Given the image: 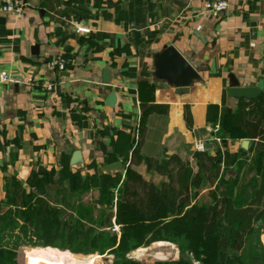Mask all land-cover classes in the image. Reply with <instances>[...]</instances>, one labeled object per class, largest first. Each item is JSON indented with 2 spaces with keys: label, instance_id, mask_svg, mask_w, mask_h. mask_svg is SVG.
I'll use <instances>...</instances> for the list:
<instances>
[{
  "label": "crops",
  "instance_id": "obj_1",
  "mask_svg": "<svg viewBox=\"0 0 264 264\" xmlns=\"http://www.w3.org/2000/svg\"><path fill=\"white\" fill-rule=\"evenodd\" d=\"M205 1L24 0L15 14L3 11L0 0V72L17 78L0 82V178L15 176L27 194L45 197L51 186L77 189L91 175V164L101 163L100 171L117 177L118 186L139 117L138 82L145 80L154 87L152 100L168 105L159 153H176L193 164V142L204 127L213 141L208 151L228 168L221 176L226 181L236 159L251 154L255 139L233 133L210 140L212 129L222 108L232 112L248 100L225 92L229 76L264 92V0H227L225 11L215 15L205 12ZM165 44L200 75L187 93L153 75V55ZM58 58L64 68L48 69L47 62ZM104 68L111 71L109 84L102 80ZM28 78L54 87L47 91ZM111 92L112 107L105 105ZM76 150L80 159L74 164ZM114 162L122 170L103 171ZM133 168L155 184L165 180L143 163ZM260 240L264 249V232Z\"/></svg>",
  "mask_w": 264,
  "mask_h": 264
},
{
  "label": "trees",
  "instance_id": "obj_2",
  "mask_svg": "<svg viewBox=\"0 0 264 264\" xmlns=\"http://www.w3.org/2000/svg\"><path fill=\"white\" fill-rule=\"evenodd\" d=\"M153 89L145 80L138 82L139 117L118 186V179L106 182L96 195L89 192L92 179L87 175L72 192L51 186L43 197L27 194L15 176H1L0 264H19L13 251L18 244L86 255L163 240L177 244L180 257L153 264H264V92L240 100L232 112L221 109L216 137L238 133L255 139L251 154L238 157L223 181L228 168L206 149L193 150V164L176 153H159L168 105L152 100ZM183 118L191 127L188 106ZM139 163L165 180L155 184L145 179L133 168ZM107 175L99 172L111 179ZM87 187L89 197L84 195ZM201 191H206V202L200 201ZM112 220L119 225L118 240L110 230ZM9 238L10 244H4ZM120 264L142 263L123 258Z\"/></svg>",
  "mask_w": 264,
  "mask_h": 264
},
{
  "label": "water",
  "instance_id": "obj_3",
  "mask_svg": "<svg viewBox=\"0 0 264 264\" xmlns=\"http://www.w3.org/2000/svg\"><path fill=\"white\" fill-rule=\"evenodd\" d=\"M3 21V18H0ZM38 45L32 46L31 50L37 51ZM153 75L171 86L177 93H187L193 82L200 80V75L195 67L185 58L173 45H163L160 50L153 55ZM62 73V72H61ZM102 80L109 84L112 80L111 71L108 68L102 70ZM225 92L233 98L253 99L260 90L253 86H240L238 81L232 76H229L228 86ZM115 103V93L111 92L105 99V105L112 107ZM198 133L203 139L209 138V132L204 128H199ZM247 143V140H244ZM212 147V142H206L205 149L209 150ZM80 152L74 151L72 154V162L78 163ZM122 170L119 162H114L103 167L104 172ZM260 223V221H258Z\"/></svg>",
  "mask_w": 264,
  "mask_h": 264
},
{
  "label": "rangeland",
  "instance_id": "obj_4",
  "mask_svg": "<svg viewBox=\"0 0 264 264\" xmlns=\"http://www.w3.org/2000/svg\"><path fill=\"white\" fill-rule=\"evenodd\" d=\"M219 139V138H218ZM92 173L89 175L90 178L92 179L91 186H88L89 192H95L96 195L100 193L99 189H104L106 188L105 183L106 182H111V181H116L117 177H114L113 179L109 178H104L99 176V172L102 169V164L101 163H92L90 166ZM67 189L69 190H74L70 186H66ZM88 187H87V192L84 194L86 197H89L90 195L88 194ZM203 189V188H201ZM0 194H1V187H0ZM200 201L201 202H206L207 199L205 197V192L200 195ZM259 224V223H258ZM117 240L119 238L120 231L117 233ZM41 236V235H40ZM40 238V237H37ZM11 238H9L8 241L4 242V244H10ZM167 241V240H163ZM9 242V243H8ZM118 242V241H116ZM169 244L165 245H159L156 246L155 244H149L147 246H140V247H130L128 246L125 249L121 250H116V251H104V252H95L92 253L93 255H98V257L94 259H90L86 261V264H120L121 260L123 258L131 260V261H136L142 264H153L156 261H176L180 257V251L178 249V245L168 241ZM154 246V247H153ZM30 247L28 245H22L18 244V248L14 249L13 251L15 252L14 259L21 264H27V255L25 251L29 249ZM136 249V250H135ZM92 254H86V255H92ZM113 256H112V255ZM78 256H86L82 254H75ZM189 257V255H188ZM22 260V261H21ZM61 260H55V263H60ZM192 264H197L195 261L191 260Z\"/></svg>",
  "mask_w": 264,
  "mask_h": 264
},
{
  "label": "built area",
  "instance_id": "obj_5",
  "mask_svg": "<svg viewBox=\"0 0 264 264\" xmlns=\"http://www.w3.org/2000/svg\"><path fill=\"white\" fill-rule=\"evenodd\" d=\"M2 1V10L6 12H13V13H19L21 12L24 0H1ZM227 0H209L205 1L203 4V8L205 12L215 15L219 14L227 8ZM76 30L78 32H86L88 31L87 28H84L82 26H76ZM65 65V60L63 58L53 59L49 62H47V67L50 70L58 71L62 70ZM17 78H14L13 76H10L6 72H0V82H15ZM27 82L29 84H33L36 87H42L47 91H51L54 87V84L52 82H46L44 80H36L33 81V79L28 78ZM218 129V125H215L212 129L213 135L210 140H218V137H216L215 132ZM209 139V138H208ZM203 139V138H196L193 142V150L195 151H203L205 150V144L209 140ZM210 142V141H209ZM110 230L112 232H119V225H117L114 220H112V226L110 227Z\"/></svg>",
  "mask_w": 264,
  "mask_h": 264
},
{
  "label": "bare ground",
  "instance_id": "obj_6",
  "mask_svg": "<svg viewBox=\"0 0 264 264\" xmlns=\"http://www.w3.org/2000/svg\"><path fill=\"white\" fill-rule=\"evenodd\" d=\"M152 244L159 246L169 244V242L155 241ZM25 253L27 255V264H86V261L98 257V255L93 254L77 257L69 250H60L53 246L30 247ZM56 259L61 260V262L55 263Z\"/></svg>",
  "mask_w": 264,
  "mask_h": 264
}]
</instances>
